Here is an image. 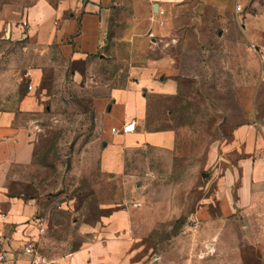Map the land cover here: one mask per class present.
Segmentation results:
<instances>
[{
  "label": "rangeland",
  "instance_id": "1",
  "mask_svg": "<svg viewBox=\"0 0 264 264\" xmlns=\"http://www.w3.org/2000/svg\"><path fill=\"white\" fill-rule=\"evenodd\" d=\"M15 1L0 0V114L12 115L14 129L32 132L35 155L31 165L11 168L4 186L11 197L34 202L27 224L39 220L45 231L32 254L22 240L8 264H69L95 240L85 231L121 209L130 211L132 262L197 264L208 254L202 264H221L209 254L210 231L200 234L195 223L215 193L209 149L242 125L264 134V53L245 38L240 20L189 3L175 12L171 38L131 46L119 31L99 55L70 59L57 45L13 37L3 4ZM245 9L264 17V0H249ZM163 57L173 59L169 73L181 86L175 97L149 99L144 124L175 132V148H137L123 175L104 172L101 117L92 101L125 88L134 62Z\"/></svg>",
  "mask_w": 264,
  "mask_h": 264
},
{
  "label": "crops",
  "instance_id": "2",
  "mask_svg": "<svg viewBox=\"0 0 264 264\" xmlns=\"http://www.w3.org/2000/svg\"><path fill=\"white\" fill-rule=\"evenodd\" d=\"M248 1L16 0L3 4V15L14 38L57 45L63 57L76 59L99 55L119 31L121 41L131 46L171 38L175 12L195 3L235 15L245 38L264 53V17L245 12ZM239 5L243 11H237ZM172 63L171 57L136 61L130 66L125 88L92 101L94 112L101 117L104 146L100 166L104 172L123 175L128 154L137 148H175V132L151 131L144 124L151 97L178 95L181 82L169 73ZM31 75L37 83L39 76ZM13 121L11 114H0V241L10 250L38 232V227L27 224L37 206L11 197L4 186L10 169L31 165L35 155L32 132L14 129ZM132 122L135 131L123 133V127ZM208 165L215 193L212 201L196 212L195 223L200 234L209 230L210 241L215 242L209 254L217 253L216 261L221 264H264V134L259 136L256 126L237 127L230 140L211 145ZM130 223V211L121 209L89 227L85 232L94 233L95 240L83 243L69 264H137L131 261ZM202 256L208 254L198 255L197 264H202ZM12 259L10 253L8 263Z\"/></svg>",
  "mask_w": 264,
  "mask_h": 264
},
{
  "label": "built area",
  "instance_id": "3",
  "mask_svg": "<svg viewBox=\"0 0 264 264\" xmlns=\"http://www.w3.org/2000/svg\"><path fill=\"white\" fill-rule=\"evenodd\" d=\"M85 1V0H80ZM237 11H243V7L240 5L237 6ZM31 79L33 80V76L30 75ZM114 133H116V129H112ZM135 131V122L129 123L123 127L122 132L123 133H133ZM37 228V236H29V239L25 240V247L24 252L27 254H32L34 249L36 248V237H39L42 233L45 231V227L41 225V222L39 220L36 221ZM24 241V240H23ZM11 253L10 249L5 248L4 244L0 241V264H8V255Z\"/></svg>",
  "mask_w": 264,
  "mask_h": 264
},
{
  "label": "trees",
  "instance_id": "4",
  "mask_svg": "<svg viewBox=\"0 0 264 264\" xmlns=\"http://www.w3.org/2000/svg\"><path fill=\"white\" fill-rule=\"evenodd\" d=\"M157 131H159V130H157Z\"/></svg>",
  "mask_w": 264,
  "mask_h": 264
}]
</instances>
